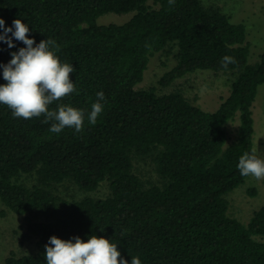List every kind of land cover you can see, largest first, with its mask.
<instances>
[{
  "label": "trees",
  "instance_id": "obj_1",
  "mask_svg": "<svg viewBox=\"0 0 264 264\" xmlns=\"http://www.w3.org/2000/svg\"><path fill=\"white\" fill-rule=\"evenodd\" d=\"M172 45L163 86L198 69L233 74L216 110L135 88ZM249 55L246 25L200 0H0V200L27 214L24 238H38L35 254L5 264H264V205L245 224L225 197L257 162L264 50ZM237 111V139L224 147ZM145 158L158 183L134 172ZM33 172L37 184L18 182ZM65 179L85 191L107 180L110 193L60 207L48 187Z\"/></svg>",
  "mask_w": 264,
  "mask_h": 264
},
{
  "label": "rangeland",
  "instance_id": "obj_2",
  "mask_svg": "<svg viewBox=\"0 0 264 264\" xmlns=\"http://www.w3.org/2000/svg\"><path fill=\"white\" fill-rule=\"evenodd\" d=\"M205 7H217L221 12L230 16L232 22H243L247 27V41L250 43L249 63L259 59L264 50V0H200ZM133 12H106L97 18L98 24L122 23L132 16ZM177 46L172 45L150 57L143 78L135 84L136 89L154 87L157 94H168L179 91L188 100L207 111L218 108L222 99L230 90L233 74L230 71H212L198 69L172 81L169 85L159 84L164 72L169 70L177 61ZM257 95L252 105L254 119L253 148L257 156L254 169L245 181L226 193L228 215L247 223L253 212L264 205V83L258 86ZM239 111L233 119L224 124L227 133L226 147L237 139ZM152 158L134 159V172L143 183H158L160 177L155 169ZM26 185L38 183L36 173L21 174L17 179ZM59 198L63 207L67 202L84 197L100 198L110 193L107 180L102 181L93 191L81 189L73 180L65 179L48 187ZM36 221L43 220L35 218ZM27 233V214L12 212L0 200V264H5V258L13 253L16 256L35 254L38 251L37 237L32 235L24 238Z\"/></svg>",
  "mask_w": 264,
  "mask_h": 264
}]
</instances>
